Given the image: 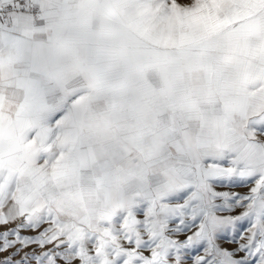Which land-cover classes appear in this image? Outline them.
<instances>
[{
    "label": "snow or ice",
    "instance_id": "1",
    "mask_svg": "<svg viewBox=\"0 0 264 264\" xmlns=\"http://www.w3.org/2000/svg\"><path fill=\"white\" fill-rule=\"evenodd\" d=\"M0 264H264V0H0Z\"/></svg>",
    "mask_w": 264,
    "mask_h": 264
},
{
    "label": "rangeland",
    "instance_id": "2",
    "mask_svg": "<svg viewBox=\"0 0 264 264\" xmlns=\"http://www.w3.org/2000/svg\"><path fill=\"white\" fill-rule=\"evenodd\" d=\"M236 191H245V189H236Z\"/></svg>",
    "mask_w": 264,
    "mask_h": 264
}]
</instances>
